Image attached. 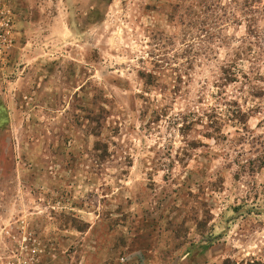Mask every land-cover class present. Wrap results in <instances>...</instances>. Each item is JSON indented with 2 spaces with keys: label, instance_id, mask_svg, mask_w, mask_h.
<instances>
[{
  "label": "rangeland",
  "instance_id": "obj_1",
  "mask_svg": "<svg viewBox=\"0 0 264 264\" xmlns=\"http://www.w3.org/2000/svg\"><path fill=\"white\" fill-rule=\"evenodd\" d=\"M264 0H0V264H263Z\"/></svg>",
  "mask_w": 264,
  "mask_h": 264
},
{
  "label": "trees",
  "instance_id": "obj_2",
  "mask_svg": "<svg viewBox=\"0 0 264 264\" xmlns=\"http://www.w3.org/2000/svg\"><path fill=\"white\" fill-rule=\"evenodd\" d=\"M264 264V263H263Z\"/></svg>",
  "mask_w": 264,
  "mask_h": 264
}]
</instances>
